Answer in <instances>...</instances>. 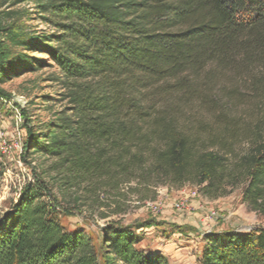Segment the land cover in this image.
I'll return each instance as SVG.
<instances>
[{"label":"trees","instance_id":"trees-1","mask_svg":"<svg viewBox=\"0 0 264 264\" xmlns=\"http://www.w3.org/2000/svg\"><path fill=\"white\" fill-rule=\"evenodd\" d=\"M30 1L54 33L31 38L29 47L59 70L74 120L60 117L41 140L29 133L26 148L79 177L107 166L113 179L144 169L177 186L195 184L209 199L243 185V202L264 216V137L245 129L248 148L229 164L239 137L234 128L225 129V142L208 132L203 139L181 126L175 101L191 94L189 78L209 66L234 74L258 68L249 83L264 100V0ZM11 60L1 46L0 81ZM135 230L118 222L105 229L110 264H169L159 252L137 249ZM204 241L200 264H264V229L208 233ZM0 264H97V256L82 231L50 218L29 185L0 218Z\"/></svg>","mask_w":264,"mask_h":264},{"label":"rangeland","instance_id":"rangeland-1","mask_svg":"<svg viewBox=\"0 0 264 264\" xmlns=\"http://www.w3.org/2000/svg\"><path fill=\"white\" fill-rule=\"evenodd\" d=\"M39 12L30 0H0V48L4 47L12 58L0 81L4 93L0 95V218L13 208L22 189L31 185L46 204L51 219L64 230L82 231L90 239L97 264L112 262L104 248L103 234L113 222L138 228L134 231L138 237L136 248L162 255L169 245L167 239L174 232L180 233V228H191L187 224L192 223L195 229L179 239L191 242V247L183 250L184 243H177L174 252L181 248L187 254L173 255L172 259L163 255L169 264H182V260L188 259L190 264H200L206 246L203 239L208 233L249 234L264 229V216L251 211L242 200L243 185L228 188L222 197L209 199L195 184L177 186L162 177L145 174L144 169L132 171L126 178L113 179V167L107 166L101 173L79 177L69 172L63 162L36 153L32 145L26 148L29 133L32 138H46L56 130L54 126L60 117L74 120L59 70L46 55L29 47L31 38L54 33ZM257 71L258 68H252L234 74L209 66L197 77L189 78L191 94L175 97V101L181 100V126L200 131L201 138L205 139L203 134L208 132L225 142V129L234 128L239 137L229 164L248 148L243 136L245 129L259 139L264 137V100L258 98L249 83V77ZM183 189L190 191L188 200L193 192L197 196L191 203L180 200L187 202L189 211L199 206L203 215L171 209L174 198L180 197L179 191ZM208 210L216 213L210 227L204 221ZM177 218L179 226L173 223ZM151 222L154 226L146 227ZM189 233L192 235L187 236Z\"/></svg>","mask_w":264,"mask_h":264},{"label":"crops","instance_id":"crops-1","mask_svg":"<svg viewBox=\"0 0 264 264\" xmlns=\"http://www.w3.org/2000/svg\"><path fill=\"white\" fill-rule=\"evenodd\" d=\"M180 193V197L179 196H177V197H175L174 198V200H173V202H172V204H171V209L172 210H174L173 209V203L174 202H176V201H179L180 199H184V200H188L187 199V196L189 195V193H190V191H188L187 189H183V190H181V191H179ZM188 201H190V203L191 202H193L194 201V199H189ZM158 203V202H157ZM186 203L187 202H185V206H186V208L185 209H183V210H181V211H178V212H185L186 211V213L189 211L188 209H187V205H186ZM159 204V203H158ZM160 205V204H159ZM195 205V204H194ZM200 207L199 206H195V207H192L191 208V211L194 213L193 215H200L201 213H202V211L199 209ZM175 211V210H174ZM191 211H189V212H191ZM188 214V213H187ZM202 215H203V213H202ZM174 221L175 222H173V223H176V225H180V220L177 218V219H174ZM182 224H185L184 222H182ZM187 225H189V227H191V228H194V226H193V224L192 223H190V224H187ZM195 229V228H194ZM194 231V230H193ZM192 235V233H189V234H187V236H189V235ZM198 235V234H197ZM202 236V235H201ZM180 237H184V235L182 234V233H173V235L169 238V239H167V244H169V245H167L166 246V248H165V254L163 253V255H168V256H170L169 258H174L173 257V255L174 256H180V255H182L183 256V254L185 255V254H187L186 252H183V250H186L187 248H190L191 247V245L189 244V243H191V242H185V241H182V240H180L179 241V239H180ZM204 240V239H203ZM184 243L183 245H182V249L181 248H178V250L176 251V252H174V250L175 249H177V243ZM175 243H176V246H175ZM204 244V243H203ZM174 247V248H173ZM180 252H182V253H180ZM167 257V256H166ZM182 261H184V262H182V264H190V260L188 259L187 261H185V260H182ZM191 264H196V263H191Z\"/></svg>","mask_w":264,"mask_h":264},{"label":"built area","instance_id":"built-area-1","mask_svg":"<svg viewBox=\"0 0 264 264\" xmlns=\"http://www.w3.org/2000/svg\"><path fill=\"white\" fill-rule=\"evenodd\" d=\"M196 196H197V193L196 192H193L192 194H191V199H194V198H196ZM148 206H150V205H155V204H147ZM173 209L175 210V211H181V210H183V209H185L186 208V206H185V202H183V200H179V201H176V202H174L173 203ZM155 209V208H154ZM157 211V210H156ZM216 219V213L214 212V211H212V210H208L207 212H206V214H205V216H204V221L208 224V226H209V224L212 222V221H214ZM210 227V226H209ZM208 227V228H209Z\"/></svg>","mask_w":264,"mask_h":264}]
</instances>
